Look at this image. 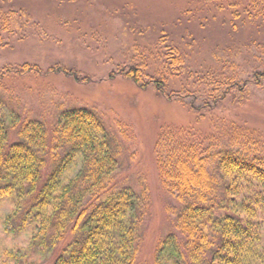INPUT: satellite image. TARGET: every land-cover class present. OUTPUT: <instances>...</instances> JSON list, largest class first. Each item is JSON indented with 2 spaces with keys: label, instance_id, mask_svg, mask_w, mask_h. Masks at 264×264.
<instances>
[{
  "label": "rangeland",
  "instance_id": "374dc122",
  "mask_svg": "<svg viewBox=\"0 0 264 264\" xmlns=\"http://www.w3.org/2000/svg\"><path fill=\"white\" fill-rule=\"evenodd\" d=\"M199 8L198 0H0V72L11 71L0 83L9 142L18 140L25 122L49 132L66 111L88 109L100 117L118 159L116 186L147 192L137 264H155L180 209L158 175L155 145L162 134L189 130L195 143L233 145L264 163V84L249 83L242 98L233 90L202 108L207 92L216 89L221 96L227 78L251 82L253 72L264 71V26L245 23L232 30L226 13L203 22L210 15L196 13ZM165 48L179 50L181 67L169 66ZM25 64L41 74H17ZM131 64L144 66L147 78L164 80L165 91L183 99L168 101L152 85L142 89L111 74ZM79 169L77 161L69 175ZM242 180L237 185L256 188ZM11 209L0 204V247L7 264H52L71 235L54 251L41 253L28 233H5Z\"/></svg>",
  "mask_w": 264,
  "mask_h": 264
},
{
  "label": "trees",
  "instance_id": "16d2710c",
  "mask_svg": "<svg viewBox=\"0 0 264 264\" xmlns=\"http://www.w3.org/2000/svg\"><path fill=\"white\" fill-rule=\"evenodd\" d=\"M198 2L200 10L193 12L210 15L203 22L226 13L232 30L245 23L264 26V0ZM165 52L170 67L184 63L178 49ZM8 72H0V83ZM62 72L90 82L76 71ZM16 73L41 71L25 64ZM111 74L142 89L152 85L168 101L183 99L165 91L164 80L147 78L144 66L131 64ZM227 81L221 96L216 89L207 92L202 108H209V100H225L233 90L242 98L249 83L260 88L264 71L253 72L251 82L239 83L234 77ZM3 107L0 99V204L12 208L5 216V233H28L30 244L41 253L54 251L71 235L52 264H137L149 209L147 192L116 186L118 159L101 118L88 109L66 111L49 132L40 123L25 122L18 140L9 142ZM192 140L189 130L171 131L155 145L161 186L180 205L174 232L161 241L155 264H264V163L233 145L215 147ZM77 161L80 169L70 176ZM243 177L255 182L256 188L237 185ZM7 257L0 247V264H7Z\"/></svg>",
  "mask_w": 264,
  "mask_h": 264
}]
</instances>
